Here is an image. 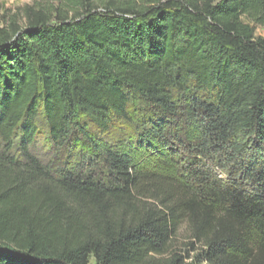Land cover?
<instances>
[{
  "label": "trees",
  "instance_id": "trees-1",
  "mask_svg": "<svg viewBox=\"0 0 264 264\" xmlns=\"http://www.w3.org/2000/svg\"><path fill=\"white\" fill-rule=\"evenodd\" d=\"M115 1L0 15V264H264V0Z\"/></svg>",
  "mask_w": 264,
  "mask_h": 264
},
{
  "label": "rangeland",
  "instance_id": "rangeland-1",
  "mask_svg": "<svg viewBox=\"0 0 264 264\" xmlns=\"http://www.w3.org/2000/svg\"><path fill=\"white\" fill-rule=\"evenodd\" d=\"M69 0H0V15H2L6 10L10 11V16L18 15L20 19L23 20L26 14L27 8H34L37 11H50L53 12L57 7L65 6ZM74 2H79L78 5L74 6V11L81 12L86 8V4H91L94 7L101 9L106 5L116 2L115 0H74ZM23 23V21H22ZM256 36L258 38L264 39V27L256 28ZM40 147V146H39ZM39 153L42 156V160L45 162L51 160L53 157L48 156L46 150L41 146L38 148ZM146 159L143 157L141 163H145ZM154 159V158H153ZM103 165L99 166V173H104L102 169ZM105 174V173H104ZM221 177H225L224 174L219 172ZM94 260L92 261V264Z\"/></svg>",
  "mask_w": 264,
  "mask_h": 264
}]
</instances>
